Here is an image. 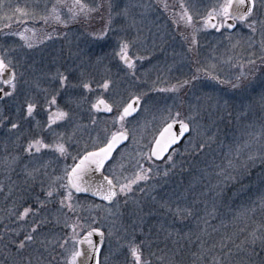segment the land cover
<instances>
[{"label": "snow or ice", "instance_id": "6c2138e0", "mask_svg": "<svg viewBox=\"0 0 264 264\" xmlns=\"http://www.w3.org/2000/svg\"><path fill=\"white\" fill-rule=\"evenodd\" d=\"M200 6L201 0H192L191 3L180 0L179 13L173 12V23H183L186 29H191L190 32L180 33L187 45V53L200 56L198 35L211 28L221 34L220 43L227 41L232 49L242 47L246 53L242 59L233 56L224 59L213 50L211 57H206L203 62L195 60V70L189 77L176 79L175 83L166 87H158L161 83L158 75L144 90L142 84L137 83L140 77L136 74V60L144 57L130 55L136 40L128 39L126 35L117 36V46L112 54L128 70L125 73L131 77L128 88L135 90L125 89V96L119 88L118 79L113 78L111 68L107 66L102 79L97 81L85 68L86 64L93 63L91 57L81 50L74 53L80 59L78 73L70 69L61 71L59 67L54 72L42 73L31 80L35 92L16 109L18 117L11 119L8 115H0V126L6 122L9 125L4 140V155L0 158L7 182L0 183V193L7 190L5 200L12 201L4 216L0 217V220L7 221L0 231V264H56L54 253L57 249L63 264H264V0H213L203 13L199 10ZM0 7H8L12 13L5 19L15 18L22 26V30L12 32L11 25L5 24V28L9 29L6 34L18 36L21 43L0 46L3 47V53H0V84L8 89L0 88V99L15 97L19 92V79L24 73L18 76L19 61L8 54L35 47L39 30L26 26L28 21L66 29L71 23L88 25L99 18L102 26L88 32V35L102 40L116 31L114 25L118 21L121 22L118 25L120 32L125 34L128 29L137 27V8L145 12L153 10L151 3L134 0H31L30 4L25 3L22 7L2 4ZM156 7L165 12L170 10L167 0H157ZM53 32L65 38L68 35L67 32H57L56 28ZM43 39L52 40L53 34L45 33ZM103 60V56H97L94 63L101 65ZM174 66L166 65L162 71L171 72ZM201 76L226 86L236 94L235 97L200 89V95L194 93V103L186 101L179 94L186 88L196 89ZM94 83L96 89L108 93L111 99L102 94L94 102L89 100L84 93L95 91ZM147 83V80L143 81V84ZM151 92L175 94L177 110L173 111V107L167 104L160 107ZM36 93L40 94L39 98ZM86 101L90 114L92 110L113 114L112 125H118V128L115 131L103 130L105 142L102 146L88 151L85 145L83 152L73 154L71 150L80 143L78 136L98 125L95 115H92L88 125L80 122V110ZM185 104L187 110L182 111ZM39 111L45 114L43 121L35 119ZM141 112L152 114L154 120L155 113H159L161 128L153 137L146 159L155 157L165 167L163 170L160 165L144 168L137 162V170L132 175H125L124 165L120 164V172H116L114 165L110 174L104 175L114 150L129 139L128 119ZM225 116L235 121L240 135L235 158H228L226 166L217 165L211 171L208 169L212 166H206L202 175L174 198L169 196L157 200L155 196L151 197L165 215L170 214L180 221L193 219L195 229L182 233L161 223L155 250L151 232L138 241L136 227L130 233L123 222V209L131 203L134 205L133 214L137 217L134 224L143 223V207L133 196L134 186L142 181L147 184L154 177L167 178L178 168L183 172L185 160H178L177 157L195 158L205 154L217 142L219 124ZM25 123L31 126L25 127ZM186 133L187 144L183 145L181 152L179 145ZM13 136L14 140L11 139ZM10 143L13 146L11 151ZM165 153L169 154L165 156ZM46 156L50 158L45 159ZM68 157L73 161L71 165L65 163L62 169L52 167ZM258 164L261 188L254 198L238 207L225 205L218 199L219 192L216 197L208 199L205 192L194 191L196 184L207 177L209 183L203 186L207 193L215 192L227 181L251 176ZM96 173H99V178ZM13 175L17 176V181L12 180ZM213 178L216 179L214 184L211 183ZM37 185L43 198L30 195V190ZM246 187L242 185V190ZM154 188L155 185L152 189L145 187L139 191L149 195ZM79 193L99 196L107 204L86 205L77 199L75 194ZM189 195L192 197L190 201ZM199 204L203 208L198 207ZM86 207L97 211L90 217V222H86L89 218L80 215ZM105 220L110 224L107 229L102 223ZM55 229H60V232ZM140 231L143 233L142 228ZM186 251L190 253V260L184 258Z\"/></svg>", "mask_w": 264, "mask_h": 264}, {"label": "rangeland", "instance_id": "374dc122", "mask_svg": "<svg viewBox=\"0 0 264 264\" xmlns=\"http://www.w3.org/2000/svg\"><path fill=\"white\" fill-rule=\"evenodd\" d=\"M54 2V0H51ZM134 2L139 3H151L153 5V10H148L145 12L144 9L137 8V27L128 29L127 33H122L119 30V23L117 22L114 25L116 31L109 33V35L102 39L96 40L93 37L88 35V32L99 29L102 24L99 18H95L89 22L88 25L82 23H71L68 28H63L62 26L55 25L57 32H67V38L62 35H57L56 32L49 31L47 33L53 34L52 40L43 39L46 30L50 29L51 26H44L42 22L34 23L32 21H28V27H36L38 31V36L36 40L35 47L33 49H18L15 53H9L16 60L19 61L17 66L18 76L20 73H24V76L19 79V92L15 97H4L0 101V115H8L11 119H16L18 117V113L16 109L20 106V104L28 98V95L35 92V89L32 88L31 80L41 76L42 73L45 72H54L57 67L61 69V71L65 69H70L73 73H78L80 59L77 58L74 53L81 52L87 53L93 63L86 64V70L91 73L97 81H100L104 75V67L107 66L111 68V75L113 78L118 79L119 88L121 92L126 96L127 90H135L129 89L128 85L131 83V77L125 75L128 71L123 65L122 61L119 60L118 57L114 56L113 49L117 46V36H125L128 39H135L136 45L131 49L130 55L134 58L136 56H142L144 59L136 60V74L140 77V81L137 83H141L144 90H147L150 86L151 81L155 80L159 75L161 77V83H159L158 87H166L169 83H175L176 79H183L189 77L193 74L196 64L195 60L199 59L202 62L205 58H210L213 50H215L217 56H221L226 59L228 56H233L235 59H242L246 53L244 49L240 46H237L235 49L231 48V45L228 44L227 41L220 43L222 40L221 34L214 29H207L199 33V48H200V56L194 57L191 53H187V45L181 38V32H190L191 29H186L183 23L177 25L173 23V12L179 13L180 11V0H167L170 5V10L165 12L162 8H157L156 3L157 0H134ZM185 3H191L192 0H184ZM25 3H31V0H0V4L2 5H12V6H24ZM213 3V0H201L200 11L203 13L205 8L210 6ZM51 6V3L49 4ZM143 13V16H141ZM12 13L8 7H0V46H9L13 44L21 43L18 36L6 34L9 32V29L5 28V24L11 25V31L15 32L17 29L22 30V26L17 22L15 18L12 20L5 19L6 16H11ZM137 28L139 29V33L137 32ZM41 35H43L41 37ZM43 40L41 43L40 41ZM235 43V41H233ZM118 50V49H117ZM0 53H3V47H0ZM97 56H103L104 60L101 65H95V59ZM175 65L171 72H163L162 69L166 65ZM157 69H161L158 71ZM227 70V68H226ZM167 77V79H166ZM147 80V84H143V81ZM25 81H29V83H25ZM0 88L7 89L6 85L0 84ZM93 88L96 89L95 83L93 84ZM200 89H203L205 92H215L219 95L225 97H235V93L226 88L224 85L218 84L216 81L209 79L208 77L201 76L199 82H197V88L193 90L184 89L179 95L183 96L186 101L195 102V95H200ZM185 93L187 95H185ZM195 93V95H194ZM89 100L95 101L97 96L104 95L106 99H111L108 93H102V90L96 89L91 93H84ZM37 98L40 97L39 93H36ZM150 95L156 101H159V106L163 107L165 104L173 107V111L177 110L174 105L175 94L173 93H156L151 92ZM182 111L187 110V104H185ZM92 115H95L98 119V125L95 129H89V132L84 133L82 136H78L80 143L76 146V148L71 151L75 154L77 151L83 152L85 150V145H87V150L93 149L95 145L102 146L105 142V133L104 129L107 128L110 131H115L118 128L113 127L112 125V115H107L106 117L102 114H99L95 110H92V113L89 112V103L86 101L82 109L80 110V116L82 117L81 123L88 125L92 118ZM156 119H153V115L149 113L141 112L135 118H129L126 127L130 131L129 139L124 142V144L114 153L113 159L107 165L105 172L107 175L110 174L113 166L115 165L116 172H120L119 165H124V174L132 175L137 170V162L139 165L144 168L153 167L156 165L161 166V170L165 165L163 162H155L153 160L146 159L147 154L149 153V147L152 144L153 137L157 134L158 129L161 128V123L159 119V113H155ZM35 119L43 121L45 119V114L43 111H39L36 115ZM35 121H33L34 124ZM25 123V127H30ZM7 127L9 125L7 122L5 125L0 126V158L4 155V140L7 134ZM220 132L218 133V139L216 143L211 145V148L206 151L205 154L201 155L204 157L206 163H208L209 156L217 153L219 150V146H225L229 144H225L226 141L231 142L230 147H228L229 154L231 156L235 155V150L237 144L240 143V135L238 130H236L235 121L225 116V119L222 123L219 124ZM226 130L231 132V136L228 134H222ZM213 132L216 131L215 128L212 129ZM211 134V133H210ZM11 139H15V137H11ZM188 136L182 142L183 145L187 144ZM11 143L9 144V150H12ZM186 156L185 158H187ZM198 155L197 159V167L194 166L193 163H190L191 159L186 160V174H182L180 179L176 175H169L167 178L163 177H154L149 180L147 184L145 182H140L138 186H134L135 191L133 196L140 201L143 207V223L142 224H134V221L137 220L136 215L133 214L134 205L129 203L128 207L123 209L124 216L123 222L126 227H128L129 232H132L133 227H136V236L138 241L145 239L149 232H151V239L154 241L153 250H155L158 241L156 240L157 232L161 223H165L170 225L176 229H179L182 233L188 232L189 230L195 229V221L193 219H189L186 221H180L178 218L172 217L170 214L165 215L163 211L159 208L158 204L152 200V196H155L157 200L161 198H167L169 196L175 197L180 195L192 184L198 177L202 175L203 168V160L201 161V157ZM50 157H45V159H49ZM55 159L54 157H51ZM200 162V164H199ZM67 163L71 165L73 163L71 157H68L66 161L63 159L60 162L54 163L52 167H56L58 169H62L64 164ZM213 167H209V171L212 170ZM179 169V168H178ZM217 170V169H216ZM260 170L259 164L252 171V173ZM19 171V169L17 170ZM218 171V170H217ZM177 173V169L175 170ZM186 175V176H185ZM256 175L254 178L252 176H245L243 178L249 179L247 184H243L247 186L244 189H248L251 181H254L257 178ZM22 176L20 179L22 180ZM12 180L17 181L18 178L16 175L12 176ZM6 175L2 166H0V183H6ZM238 181L234 183L225 182L221 185L220 188L216 189L215 192L207 193V189L203 186L204 184L209 183L208 178L205 177L204 181L201 183H197L194 191L196 193L205 192L207 194L208 199H212L216 197V193L219 192L220 195L218 197L219 200H222L225 205L230 207H234L235 204H242L247 202V199H241V202L236 203L235 197L238 196L239 190H242V184H239ZM211 183H216V179L213 178ZM155 185V188L150 192L149 195L141 193L139 191L140 188H148L152 189V186ZM26 187V186H25ZM6 191L0 193V217H3L5 214V209L11 206L12 201L5 200ZM244 191V190H243ZM258 194V193H257ZM30 195L34 198L39 195L43 198V194L40 191L39 186L37 185L35 188L30 190ZM254 198V196H253ZM79 201L84 202L86 205L88 204H102L97 201L91 199L82 200L81 198H77ZM189 201L192 197L189 195ZM250 199V198H249ZM32 201H30L31 203ZM184 201L181 200V204ZM54 208V206H49ZM200 208H203L202 204H199ZM227 211V209H224ZM97 211L95 209H88L87 207L80 212L82 217L89 218L86 222H90V217L96 215ZM103 215V213H100ZM51 220L52 218L49 217ZM175 219V223L173 220ZM7 223L6 220H0V231L3 230L4 224ZM105 229L110 227L108 221H102ZM119 227V225L117 226ZM143 229V233H141L140 229ZM56 232H60V229H55ZM113 244H115V240H113ZM160 247H163V244H160ZM191 247V246H190ZM107 249V244L105 245V251ZM194 251V247L192 248ZM60 250L57 249L56 253V264H63L61 260ZM47 255V254H45ZM145 255H147V249H145ZM184 258L186 260H190L191 256L189 252H185Z\"/></svg>", "mask_w": 264, "mask_h": 264}, {"label": "trees", "instance_id": "16d2710c", "mask_svg": "<svg viewBox=\"0 0 264 264\" xmlns=\"http://www.w3.org/2000/svg\"><path fill=\"white\" fill-rule=\"evenodd\" d=\"M55 27H56L55 25H51L49 27L50 29H48V31L46 30V33L49 32V31H52L53 28H55ZM42 36L43 35H41V37ZM110 115H112V114H110ZM103 116L106 117L107 115H103ZM222 134H228V136L229 135L231 136V132L229 130H226ZM225 144H229V145L219 146V148H218L219 150L217 151V153L209 156V159H208L209 162L208 163H206L205 160H204V157H202L200 155L201 161L203 160V163H202L203 168H206V166L215 167L217 165L226 166L228 158H233V159L235 158V155L231 156L228 153L229 150H230V149L228 150V147H230L231 142L229 141V143H227V141H226ZM95 146H97V145H95ZM179 148H180V151L183 152V144H182V142L179 145ZM185 157H177V159L179 160V159L183 158L185 160V162H186V160L189 158V159H191L190 163H193L194 166L197 167V165H198V163H197L198 156H196L195 158H193L192 156H188L187 158H185ZM200 157H199V159H200ZM185 162H184V165H183V168L185 170L183 172H181L180 169H177V173H174V175H176L177 177H179L178 180L180 179V177H181L182 174H186V171H188L186 169V167H188L189 165L187 166ZM157 163H159V162H157ZM159 164H161V163H159ZM199 164H200V162H199ZM217 170H219V169H217ZM256 175H258V177H257L258 179L254 180V181H251V183L249 184L250 186H248V189H243L244 191L243 190H239L238 196L235 197L236 203L241 202L242 201L241 199H244L245 198V199L248 200L249 198H253V196L255 197L257 195V193L259 192V190L261 188V184H260V170H257V172H254V173L251 174V176L253 178ZM248 180L249 179L242 178V179H239V182L238 183L239 184H242V185L243 184H247L248 183ZM229 182H232V181H229ZM234 183H236V181H234ZM76 197L77 198H81L82 200L88 199V198H86L84 196H79V195H77ZM239 205L240 204H235L234 207H238Z\"/></svg>", "mask_w": 264, "mask_h": 264}, {"label": "water", "instance_id": "95a60500", "mask_svg": "<svg viewBox=\"0 0 264 264\" xmlns=\"http://www.w3.org/2000/svg\"><path fill=\"white\" fill-rule=\"evenodd\" d=\"M0 96H2V94H0ZM3 99V98H2ZM1 100V99H0ZM100 112H102V113H106V112H103L102 110L100 111ZM178 127V126H177ZM158 135V134H157ZM183 138V137H182ZM181 138V139H182ZM167 153H165V155H166ZM153 159L154 160H156V158L155 157H153ZM105 175V174H104ZM96 177L97 178H99V173H96ZM79 194H81V195H86V196H88V197H91V198H93V199H95V200H97V201H100V202H104V203H106L107 204V202L106 201H103L102 199H101V197H99V196H94V195H92L91 193H79ZM94 239H95V237H94Z\"/></svg>", "mask_w": 264, "mask_h": 264}]
</instances>
